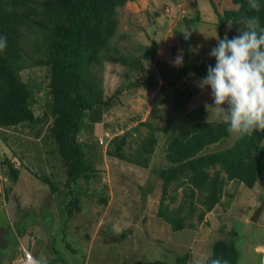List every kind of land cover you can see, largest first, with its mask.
<instances>
[{
	"label": "rangeland",
	"instance_id": "rangeland-1",
	"mask_svg": "<svg viewBox=\"0 0 264 264\" xmlns=\"http://www.w3.org/2000/svg\"><path fill=\"white\" fill-rule=\"evenodd\" d=\"M212 1L214 6L209 0H133L118 9L119 24L112 43L123 54L137 57L144 49L153 48L154 55L142 61L138 71L104 64L100 75L105 95L119 88L125 91L120 103L105 112L92 131L82 132L81 141L97 140L108 129H117L118 134L131 130L128 146L134 149L138 133L145 134L147 129H132L139 122L157 125L155 114L160 120L172 116L173 98L185 89L190 95L184 97L183 115L203 108L201 117L206 122L218 120L205 108V104L213 105L211 89L197 86L203 77L191 75L185 83L182 72L186 66L214 63L209 53L217 45L215 36L228 32L217 27L215 12L222 14L237 6L231 0ZM197 12L199 21L195 19ZM183 26L189 29L188 40L181 38ZM178 55L183 56L180 67L174 66ZM47 74L44 67L21 72V78L33 88L32 110L39 118L48 102ZM156 96L165 102L154 106ZM39 128L20 125L0 129V264H13L18 258V240L28 245L35 257H46L48 264H149L156 260L178 264L177 257L187 252V264H197L206 261L219 239L237 246L236 264H264V171L251 188L228 182L221 202L201 221L198 216L203 206L196 194L195 213L185 219L182 230L174 231L158 216L162 181L154 171L167 139L162 132L148 168L109 157L108 147L97 149L99 157L93 169L98 173L88 182L79 181L77 189L73 185L78 197L72 215H68L66 206L71 197L64 186V170L47 137L48 124ZM233 141V137L226 138L213 149H224ZM130 152L126 148V154ZM5 160L18 171L17 180L3 164ZM42 178L51 181L52 187L40 182ZM186 194L189 189H178L172 203L171 187L165 204L172 209L182 204L184 216L189 212Z\"/></svg>",
	"mask_w": 264,
	"mask_h": 264
},
{
	"label": "trees",
	"instance_id": "trees-1",
	"mask_svg": "<svg viewBox=\"0 0 264 264\" xmlns=\"http://www.w3.org/2000/svg\"><path fill=\"white\" fill-rule=\"evenodd\" d=\"M132 1L0 0V38L7 41L6 48L0 51V129L4 131L26 125L33 130L48 124L47 137L55 146L64 170V186L71 197L66 206L68 215H72L78 197L73 185L77 189L79 181L88 182L98 173L93 165L99 157L97 149L103 150L99 144L103 133L91 141H81L80 135L92 131L95 124L102 121L105 112L120 103L119 97L125 91L119 88L105 95L100 75L104 64L113 63L138 71L142 61H149L154 55L153 48L144 49L137 57L123 54L112 43L119 24L118 9ZM209 1L214 6L213 1ZM231 2L237 6L236 9L224 10L222 14L215 12L217 27L228 29L226 35L229 39L240 34L242 25L237 23L244 17H259L260 27L264 28V0H259V12L249 9L248 0ZM195 19L200 20L198 12ZM224 36L220 31L219 38ZM215 63L210 65L214 67ZM32 67H44L48 72V102L46 112L40 118L32 110L33 88L21 78V72ZM207 68L205 64L186 66L182 70L185 83L192 74L205 77ZM179 93L180 96L173 98L175 112L172 116H164L160 120V115L155 114L154 118L159 121L157 125L150 121L139 122L132 129L135 132H139L140 127L147 129L145 134L138 133L141 135L134 149L128 146L131 130H126L108 141L106 152L109 157L148 168L160 133L163 135L164 132L167 139L160 150L159 167L154 171L162 181L158 216L174 231L182 230L185 219L195 213L196 194L201 196L198 203L203 206L198 216L201 221L205 213L211 212L221 202L228 182L251 188L264 171V132L257 131L251 136L234 139L224 149H213L214 145L232 137L227 132V125L221 120L206 122L201 117L203 108L183 115L181 108L187 89ZM164 102L156 96L154 106ZM114 130L107 131L117 132ZM39 134L37 130L35 137L38 138ZM126 148L131 151L128 155ZM3 164L17 180L18 171L12 164L8 160ZM42 180L40 182L52 187L51 181ZM171 187L174 193L170 196L172 203L178 189H189V194H186L189 197L188 214L181 216L182 204L173 209L169 203L165 204ZM227 195L232 198V194ZM209 257L223 258L228 264H236L239 250L232 241L219 239L206 260ZM189 259L190 253L187 252L178 256L176 261L187 264ZM149 264L166 263L156 260Z\"/></svg>",
	"mask_w": 264,
	"mask_h": 264
},
{
	"label": "clouds",
	"instance_id": "clouds-1",
	"mask_svg": "<svg viewBox=\"0 0 264 264\" xmlns=\"http://www.w3.org/2000/svg\"><path fill=\"white\" fill-rule=\"evenodd\" d=\"M248 7L259 12L261 4L259 0H248ZM237 24L242 25L239 35L231 39L227 35L222 39L215 36L217 45L209 53L215 58V66L208 65L207 75L197 81V86L201 90L211 89L213 105L205 104L206 110L211 109L227 125V132L234 139H241L257 131L264 132V28L257 16L241 18ZM6 46V38H0V51ZM182 65L183 56L178 55L174 66ZM30 253L33 257H28V264H48L43 255L35 257ZM197 264H228V261L209 257Z\"/></svg>",
	"mask_w": 264,
	"mask_h": 264
},
{
	"label": "built area",
	"instance_id": "built-area-1",
	"mask_svg": "<svg viewBox=\"0 0 264 264\" xmlns=\"http://www.w3.org/2000/svg\"><path fill=\"white\" fill-rule=\"evenodd\" d=\"M119 132L115 133H110V132H104L102 136L99 138V144L101 146H107L108 141L111 140L113 137L118 135ZM104 148V147H103ZM33 241V240H31ZM18 258L13 262V264H28V257L33 255L30 253V251L27 249L26 245L19 242V247H18Z\"/></svg>",
	"mask_w": 264,
	"mask_h": 264
},
{
	"label": "water",
	"instance_id": "water-1",
	"mask_svg": "<svg viewBox=\"0 0 264 264\" xmlns=\"http://www.w3.org/2000/svg\"><path fill=\"white\" fill-rule=\"evenodd\" d=\"M181 38L183 40H188L190 38V32L187 30L186 26H183V31L181 33Z\"/></svg>",
	"mask_w": 264,
	"mask_h": 264
},
{
	"label": "crops",
	"instance_id": "crops-1",
	"mask_svg": "<svg viewBox=\"0 0 264 264\" xmlns=\"http://www.w3.org/2000/svg\"><path fill=\"white\" fill-rule=\"evenodd\" d=\"M24 232H26V231H24ZM17 252H18V250H17Z\"/></svg>",
	"mask_w": 264,
	"mask_h": 264
}]
</instances>
